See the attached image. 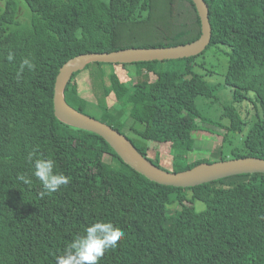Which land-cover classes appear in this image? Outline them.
Returning <instances> with one entry per match:
<instances>
[{
	"label": "trees",
	"instance_id": "1",
	"mask_svg": "<svg viewBox=\"0 0 264 264\" xmlns=\"http://www.w3.org/2000/svg\"><path fill=\"white\" fill-rule=\"evenodd\" d=\"M23 1L30 14L24 24L17 20L21 1L0 0V264H56L68 243L97 220L124 232L98 264H264V173L188 188L161 185L122 162L101 136L63 122L54 112L56 77L70 59L197 40L201 21L193 1ZM204 1L212 35L201 54L218 45L230 50L224 85L231 102L220 116L227 125L221 127L219 160L264 159V0ZM196 57L177 64L137 62L136 80L113 72L111 84L100 68L91 71L95 101L80 95L75 80L80 71L74 72L64 98L116 129L161 170L169 172L165 164L178 166L172 171L177 172L211 163L188 156L194 150L192 133L205 122L215 123L201 114L196 99L218 101L216 86L194 72ZM25 58L35 69L25 67L18 76ZM92 64L102 63L84 70ZM246 102L256 120L243 138L245 154L232 152L228 158L223 149L229 136L247 125L240 110ZM30 152L53 159L55 171L70 182L41 195ZM108 158L129 172L114 168ZM195 201L205 209L197 211Z\"/></svg>",
	"mask_w": 264,
	"mask_h": 264
},
{
	"label": "water",
	"instance_id": "2",
	"mask_svg": "<svg viewBox=\"0 0 264 264\" xmlns=\"http://www.w3.org/2000/svg\"><path fill=\"white\" fill-rule=\"evenodd\" d=\"M201 21V36L188 44L171 47L125 48L111 52L80 54L59 70L53 95V108L63 122L101 136L114 149L117 156L134 171L161 185L188 188L228 176L264 173V159L248 156L201 163L177 172H167L147 161L124 135L113 127L71 107L64 98V88L74 72L89 63L131 64L162 60H182L201 54L211 42L208 5L204 0H192ZM76 64L75 66H72ZM128 144V145H127Z\"/></svg>",
	"mask_w": 264,
	"mask_h": 264
},
{
	"label": "rangeland",
	"instance_id": "3",
	"mask_svg": "<svg viewBox=\"0 0 264 264\" xmlns=\"http://www.w3.org/2000/svg\"><path fill=\"white\" fill-rule=\"evenodd\" d=\"M20 1L21 2H19V13L17 20H19L20 23L24 24L27 22L28 18L30 19V14L25 2L23 0ZM103 1L108 2V0ZM229 51V48L225 46H212L208 48L203 54H199L195 58L196 65L194 67V72L201 75L203 79L211 86H216L215 94L218 97V101L216 103H212L211 101L206 100L202 97H198L196 99V104L201 114L208 120L214 121L215 123L205 122L204 124H201L202 127L200 128V130L192 133L194 139V150L193 153H190L188 155L191 159L204 157L215 162L220 158L219 152L223 136V129H221V127L227 125V120H221L220 116L223 110V106L231 102V90L224 85V78L226 75L228 63L227 53ZM179 61L180 60L175 62V64L179 63ZM99 68L101 69V73L103 74V78L106 80L107 84H111V76L113 72L117 73L119 76H129L135 79L136 65L134 63H131L129 65L126 64L125 66H114L110 63H102L99 65L92 64L86 70L83 69L78 72L75 78L78 89L80 91V95L89 101L96 100L92 89L93 79L91 77V73L95 70L99 71ZM142 69L146 70V65H143ZM94 74H97V72H95ZM120 78L122 79L123 77ZM153 80L154 78L152 77L150 79V82H153ZM240 110L242 116L247 117V119L245 118V120H247V125L244 127L241 134H231L229 136L230 143L228 142L226 147L223 149L224 155L228 158L232 156V152L245 154V151L243 149V138L247 134L253 122L256 120L254 109L251 107L250 103L246 102L242 104L240 106ZM134 127L141 129V126ZM128 135L133 137L131 134ZM150 157L153 158L155 157V155H150ZM107 161L110 162L114 168L129 172V169L118 159L108 158ZM175 167L178 168V166H168V164H165L163 166V168H166L169 172H172ZM194 207L197 211H202L203 209H205L204 203L199 201L194 202ZM164 215L165 211L161 210L159 212V218L163 219Z\"/></svg>",
	"mask_w": 264,
	"mask_h": 264
},
{
	"label": "clouds",
	"instance_id": "4",
	"mask_svg": "<svg viewBox=\"0 0 264 264\" xmlns=\"http://www.w3.org/2000/svg\"><path fill=\"white\" fill-rule=\"evenodd\" d=\"M12 60L11 55L8 56ZM35 69V64L29 59H23L20 65V72L24 68ZM29 159L33 160L34 176L41 182L43 192H56L61 186L67 185L70 181L63 173L55 171V162L50 158H41L35 152L29 153ZM25 183L30 181L25 176H20ZM124 237V232L109 221L97 220L86 226L82 234L76 235L68 243L64 253L57 257L56 264H98L105 251L115 248L118 242Z\"/></svg>",
	"mask_w": 264,
	"mask_h": 264
},
{
	"label": "bare ground",
	"instance_id": "5",
	"mask_svg": "<svg viewBox=\"0 0 264 264\" xmlns=\"http://www.w3.org/2000/svg\"><path fill=\"white\" fill-rule=\"evenodd\" d=\"M76 64L72 65V66H75ZM128 145V144H127Z\"/></svg>",
	"mask_w": 264,
	"mask_h": 264
},
{
	"label": "crops",
	"instance_id": "6",
	"mask_svg": "<svg viewBox=\"0 0 264 264\" xmlns=\"http://www.w3.org/2000/svg\"><path fill=\"white\" fill-rule=\"evenodd\" d=\"M79 93H80V91H79Z\"/></svg>",
	"mask_w": 264,
	"mask_h": 264
}]
</instances>
